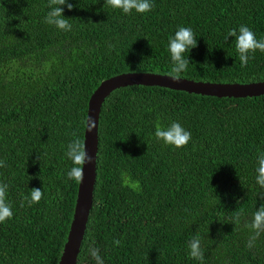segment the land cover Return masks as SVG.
Instances as JSON below:
<instances>
[{
	"label": "trees",
	"instance_id": "16d2710c",
	"mask_svg": "<svg viewBox=\"0 0 264 264\" xmlns=\"http://www.w3.org/2000/svg\"><path fill=\"white\" fill-rule=\"evenodd\" d=\"M70 31L45 23L48 0H0V184L13 216L0 223V264H58L78 184L67 179L73 135L84 141L88 101L101 82L128 73L168 76V41L179 27L197 40L181 79L264 82V52L241 66L231 29L264 38V0H151L125 14L104 0H67ZM191 133L181 148L155 138L157 124ZM264 152V95L216 98L128 86L102 104L93 203L76 264H264V232L252 249L244 221L264 204L256 160ZM43 197L28 205L30 190ZM242 214L236 225L233 217ZM120 240L119 245L113 243Z\"/></svg>",
	"mask_w": 264,
	"mask_h": 264
},
{
	"label": "clouds",
	"instance_id": "9594fccd",
	"mask_svg": "<svg viewBox=\"0 0 264 264\" xmlns=\"http://www.w3.org/2000/svg\"><path fill=\"white\" fill-rule=\"evenodd\" d=\"M104 4L113 9H120L125 14L133 10L137 13H145L151 11L153 7L151 0H104ZM61 6H66L69 11L73 8V5L68 3L67 0H48L47 7L50 10L45 16V23L63 31H70L72 26L69 23V19L63 16L64 8ZM229 36L234 38L235 50L239 55L241 66H245L248 63L250 53H255L257 50L264 52V38L257 40L254 32L247 26L241 25L238 31L236 29L229 30L225 37L226 41ZM196 46V37L193 30L189 27H179L174 35L169 38L167 50L172 66L167 75L173 81L179 80L181 73L187 70L190 61L185 57V53L188 55L189 51ZM94 127V122L89 118L88 131H91ZM154 135L158 141H163L165 145H170L174 148L185 146L191 139V133L186 131L178 122H172L166 128L157 124ZM65 156L73 165L66 174L67 179L81 183L83 179L82 166L86 161H90L91 157L85 151V143L76 137L75 134L72 141L67 145ZM256 164V184L261 189H264V152L259 153ZM3 166L4 162L0 161V167ZM7 189V184H0V223L5 222L6 219H11L13 216L11 206L6 202ZM42 197V190L40 188H33L30 190V198L24 197L21 201V206H23L24 201H27L28 205L31 206L38 203ZM241 217L242 214L240 212H237L233 217L236 225L240 224ZM243 226L252 233L246 244L248 249H252L261 233L264 232V204L254 211L250 221H244ZM113 243L119 245L120 240H114ZM188 249L189 257L203 264L204 250L201 248V238L199 235L193 236L188 241ZM89 253L96 261V264H104L102 257L99 255V249L90 247Z\"/></svg>",
	"mask_w": 264,
	"mask_h": 264
},
{
	"label": "water",
	"instance_id": "95a60500",
	"mask_svg": "<svg viewBox=\"0 0 264 264\" xmlns=\"http://www.w3.org/2000/svg\"><path fill=\"white\" fill-rule=\"evenodd\" d=\"M128 86L161 87L216 98H246L264 95V82L214 84L194 82L181 78L173 81L172 78L166 75L152 73L121 74L101 82L88 101L83 143H85V151L91 157V160L86 161L82 166L83 179L78 184L72 221L58 264H76L92 208L93 189L96 180L98 126L102 104L112 91ZM89 118L95 124L91 131H88Z\"/></svg>",
	"mask_w": 264,
	"mask_h": 264
}]
</instances>
